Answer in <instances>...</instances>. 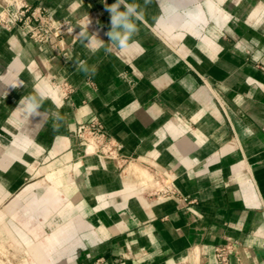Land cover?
Masks as SVG:
<instances>
[{
	"label": "crops",
	"instance_id": "0c3cea01",
	"mask_svg": "<svg viewBox=\"0 0 264 264\" xmlns=\"http://www.w3.org/2000/svg\"><path fill=\"white\" fill-rule=\"evenodd\" d=\"M127 2L121 49L116 0H0L73 22L54 47L0 23V229L30 264H264V0ZM93 118L117 158L85 151Z\"/></svg>",
	"mask_w": 264,
	"mask_h": 264
},
{
	"label": "built area",
	"instance_id": "2783aa9c",
	"mask_svg": "<svg viewBox=\"0 0 264 264\" xmlns=\"http://www.w3.org/2000/svg\"><path fill=\"white\" fill-rule=\"evenodd\" d=\"M0 23L8 30H19L40 45L57 46L73 28L70 19H54L45 7H33L29 4L16 6L13 11H2ZM65 93L70 91L67 84L60 87ZM77 135L86 152H93L104 157L117 158L119 145L109 136L103 123L98 118L83 122L77 129ZM234 245L228 242L215 248L220 264H229L230 253ZM98 264H102L100 261Z\"/></svg>",
	"mask_w": 264,
	"mask_h": 264
},
{
	"label": "clouds",
	"instance_id": "9594fccd",
	"mask_svg": "<svg viewBox=\"0 0 264 264\" xmlns=\"http://www.w3.org/2000/svg\"><path fill=\"white\" fill-rule=\"evenodd\" d=\"M145 2L149 3L150 0H145ZM107 10L111 16V28L107 32V36L110 38L109 43L123 49L127 47L126 42L129 40L130 35L137 31L136 21L141 19V13L138 6L128 3L127 0H116V3L107 6ZM78 36L84 37L87 43L93 47L104 43L95 34L86 36L83 30L78 33ZM92 71L94 73L95 69H92ZM46 96L47 92L41 89L36 96L23 97L19 102V108L29 117L41 116L39 110Z\"/></svg>",
	"mask_w": 264,
	"mask_h": 264
},
{
	"label": "rangeland",
	"instance_id": "374dc122",
	"mask_svg": "<svg viewBox=\"0 0 264 264\" xmlns=\"http://www.w3.org/2000/svg\"><path fill=\"white\" fill-rule=\"evenodd\" d=\"M0 264H30L25 253L12 245L7 235L0 229Z\"/></svg>",
	"mask_w": 264,
	"mask_h": 264
}]
</instances>
